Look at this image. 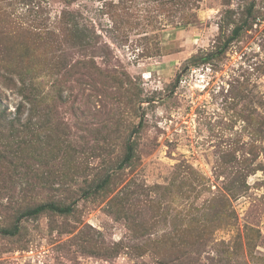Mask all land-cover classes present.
I'll list each match as a JSON object with an SVG mask.
<instances>
[{
    "label": "rangeland",
    "instance_id": "1",
    "mask_svg": "<svg viewBox=\"0 0 264 264\" xmlns=\"http://www.w3.org/2000/svg\"><path fill=\"white\" fill-rule=\"evenodd\" d=\"M0 264H264V0H0Z\"/></svg>",
    "mask_w": 264,
    "mask_h": 264
},
{
    "label": "trees",
    "instance_id": "2",
    "mask_svg": "<svg viewBox=\"0 0 264 264\" xmlns=\"http://www.w3.org/2000/svg\"><path fill=\"white\" fill-rule=\"evenodd\" d=\"M238 32H239V30L238 29H235L233 31L232 38L236 37L238 35ZM131 158H132V148H131V146H128L127 147V151H126L125 159L123 160V164L127 163ZM103 184L104 183H101L98 186V188L102 187ZM45 210L55 211V212L60 213V214H67V213L70 212V208L69 207H64V208L61 207L60 208V207H56V206H53V205L48 204V205L37 206V207H35L34 209H32L30 211H27V212L22 213L19 216V219H22L24 217L36 216V215L42 213ZM16 230H17V228H15L12 232H5V233L12 235V234H14L16 232Z\"/></svg>",
    "mask_w": 264,
    "mask_h": 264
}]
</instances>
